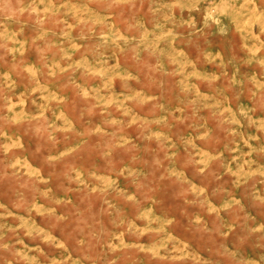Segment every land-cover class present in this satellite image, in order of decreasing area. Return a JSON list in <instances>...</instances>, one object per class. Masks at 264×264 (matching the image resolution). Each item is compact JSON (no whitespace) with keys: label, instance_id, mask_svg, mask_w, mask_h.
Returning a JSON list of instances; mask_svg holds the SVG:
<instances>
[{"label":"rangeland","instance_id":"rangeland-1","mask_svg":"<svg viewBox=\"0 0 264 264\" xmlns=\"http://www.w3.org/2000/svg\"><path fill=\"white\" fill-rule=\"evenodd\" d=\"M0 264H264V0H0Z\"/></svg>","mask_w":264,"mask_h":264}]
</instances>
